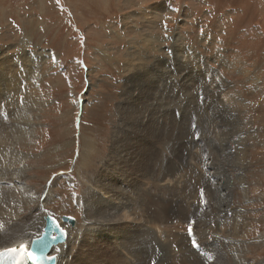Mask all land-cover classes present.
I'll list each match as a JSON object with an SVG mask.
<instances>
[{"label":"rangeland","instance_id":"rangeland-1","mask_svg":"<svg viewBox=\"0 0 264 264\" xmlns=\"http://www.w3.org/2000/svg\"><path fill=\"white\" fill-rule=\"evenodd\" d=\"M0 126L7 242L48 214L63 264H264V0H0Z\"/></svg>","mask_w":264,"mask_h":264},{"label":"bare ground","instance_id":"bare-ground-1","mask_svg":"<svg viewBox=\"0 0 264 264\" xmlns=\"http://www.w3.org/2000/svg\"><path fill=\"white\" fill-rule=\"evenodd\" d=\"M143 15L145 16V15H147L146 13H143ZM146 40L147 39H144V41L143 42H146ZM189 46H187L186 44H180V47H178V45H174V47L173 48H175V52H176V55H178L180 52L182 53V54H184V55H187V56H191L192 58H194L195 60L197 59V58H199V56H198V54L196 53V52H194L193 50H191L190 48H188ZM151 47L149 46V45H145V49H150ZM135 49V48H134ZM178 49V50H177ZM184 49V51H182ZM177 50V51H176ZM133 53V52H132ZM132 53H130L129 54V56H133V57H131L130 58V61L128 62V63H125L124 64V69H125V71H127V72H129L134 66H133V64L135 63V60H136V58H135V56L132 54ZM199 60V59H198ZM30 63V62H29ZM156 63V62H155ZM181 72V71H180ZM22 73V72H21ZM24 74V73H23ZM182 79V78H181ZM12 90V89H11ZM217 94V93H216ZM9 95V94H8ZM206 96V95H205ZM203 97H204V95H203ZM212 98V97H211ZM209 100V99H208ZM210 101V100H209ZM207 102V101H206ZM206 104V103H205ZM208 105H205V106H207V108L210 110L211 109V107H210V105H211V102H209V103H207ZM214 105V104H213ZM228 107V106H227ZM226 107V108H227ZM224 108V107H223ZM229 109V108H228ZM230 110V109H229ZM214 111V110H213ZM221 111V110H220ZM220 111H218V114H219V112ZM224 111V110H223ZM222 111V112H223ZM212 112V111H211ZM210 112V113H211ZM221 112V113H222ZM230 112V111H229ZM217 113V112H216ZM226 113V112H225ZM213 114V113H212ZM220 115V114H219ZM219 115H217V117L219 116ZM20 116V115H19ZM216 116V115H215ZM221 116V115H220ZM227 116H228V114H227ZM225 118H226V116H225ZM215 120V119H214ZM227 123V122H226ZM25 124V123H24ZM228 126V125H227ZM1 127V126H0ZM28 127H30V126H28ZM201 127V126H200ZM18 128V127H17ZM31 128H32V125H31ZM227 128V127H226ZM27 130V129H26ZM25 130V131H26ZM28 131V130H27ZM232 131H234V130H232ZM28 134L31 136L32 134H30V132L29 133H27V134H25V135H27L28 136ZM238 134V133H237ZM247 134V132L246 131H240V135L238 136L239 138H243L245 135ZM195 135V134H194ZM29 136V137H30ZM4 137H2L1 135H0V142H3L4 140H2ZM6 139H7V137H6ZM208 139V138H207ZM8 140V139H7ZM245 138H243V139H241L240 141H238L237 143H236V146H237V152L236 151H234V152H231L230 151V154H232V155H229L228 154V156L229 157H231V158H234L238 163V167H239V172H240V174H241V176H243V172H244V170H245V165H246V163H245V161H246V159H247V151H246V149H247V145L245 144ZM9 141V140H8ZM7 141V142H8ZM190 141V140H189ZM4 143V142H3ZM2 144V143H1ZM0 144V145H1ZM8 144H9V142H8ZM7 144V145H8ZM14 144V143H13ZM4 145V144H3ZM10 145V144H9ZM12 145V144H11ZM196 145V144H195ZM209 145V144H208ZM211 146V145H210ZM10 147V146H9ZM9 147H8V149H9ZM4 150V149H3ZM0 153H2V152H0ZM10 153L11 154H13V159L15 158L14 156H16V160L18 161L20 158L21 159H23V158H25L26 156L24 155V154H22V153H20V152H17V153H14V152H12V146L10 147ZM5 156V155H4ZM15 161V160H14ZM10 164V163H9ZM9 164H8V166H9ZM12 164H15V163H12ZM7 167V166H6ZM237 167V168H238ZM8 169H10V168H8ZM10 171V170H9ZM237 171H238V169H237ZM208 175V174H207ZM206 175V176H207ZM210 175V174H209ZM208 175V176H209ZM221 175H223V172H221ZM218 177H220V175L218 176ZM244 178H245V176H244ZM208 179V178H207ZM209 179H211V178H209ZM241 180V179H240ZM242 182V181H241ZM205 184V183H204ZM222 184V183H221ZM225 187V186H224ZM227 188V187H226ZM222 189V188H221ZM225 190H227V189H225ZM144 192V191H143ZM222 191H220L219 193H217V196H214V198H215V201L217 202V205H218V207L221 209L220 210V213H221V218L219 219V223H221V225H222V228L224 227V228H226L227 229V227H229V229H230V227L232 226V225H234L235 227V229L234 230H242V228H243V222H244V217H242L241 216V214H240V212H236V210H231V209H229V204H230V202H231V200H230V194L228 193V194H220ZM191 192H189V194H190ZM139 194H141V193H139ZM192 195V194H191ZM216 195V194H215ZM142 196H145V198H146V201L149 203V206H148V209L153 205V204H156L155 202H153V200L151 199V197H150V195H148V193H146V191L142 194ZM193 196V195H192ZM191 197V196H190ZM189 197V198H190ZM203 197V196H202ZM195 199V197H192V199ZM214 198H213V201H214ZM204 201H205V197H203L202 198V200H201V203H204ZM193 202V201H192ZM188 203H190V202H188ZM198 203H200V202H198ZM191 204V203H190ZM208 205V204H207ZM156 206H157V204H156ZM194 207V206H193ZM204 207H205V205H203V204H200L199 205V207L197 208L199 211H201L202 210V208L204 209ZM217 207V206H216ZM217 207V208H218ZM156 208V207H155ZM219 208H218V210H219ZM206 209V208H205ZM155 211L157 212V209H155ZM203 211V210H202ZM228 211H231L232 212V214H227L228 213ZM235 211V212H234ZM234 212V213H233ZM153 213V217H155V218H157V219H159V220H161V221H164V215L162 214V212H159V213H154V212H152ZM193 213V212H192ZM218 213V212H217ZM163 215V216H162ZM194 215V214H193ZM212 215V214H211ZM225 216V217H224ZM169 217V216H168ZM223 217H224V220H223ZM149 217H147V219H148ZM151 218V217H150ZM161 218V219H160ZM166 219H167V217H166ZM127 220V219H126ZM155 220V219H154ZM159 220H158V222H159ZM166 221V220H165ZM169 221V220H168ZM125 222V221H124ZM170 224V223H169ZM158 225V224H157ZM33 226V225H32ZM88 227H89V225H87ZM42 227H43V223H42ZM42 227H41V225L36 229V232H35V234H34V236L31 234V232H33V231H28V229H26V228H24L23 230H20V228L19 229H17V232H16V235H18L19 237H20V239L19 240H14L13 242H7V240L8 239H6L5 237H3V238H0V253L1 252H4V254H5V256H7L8 254H9V252H7L6 253V250H8V249H19V248H23V251H27L28 250V248H29V245H30V242H31V240H33V239H35V238H38L39 237V234L41 233V231H42ZM158 227V226H157ZM161 227V226H160ZM167 228V227H166ZM141 230V229H140ZM169 230V229H168ZM172 230V229H171ZM224 230V229H223ZM223 230H220V232H223ZM226 231V230H225ZM133 232V231H132ZM162 232V231H161ZM167 232V231H166ZM169 232V231H168ZM230 232V230L228 231V233ZM187 234V233H186ZM236 234H237V232H236ZM13 235V234H12ZM166 236V235H165ZM168 236V235H167ZM174 236V235H173ZM220 236V235H219ZM2 237V236H1ZM180 237V236H179ZM9 238V237H8ZM66 239H67V237L65 238V241H66ZM163 239V238H162ZM175 239H176V237H175ZM181 239V238H180ZM170 240V239H169ZM63 242V243H66V242ZM163 241V240H162ZM187 241H189L188 239H187V237L185 236L184 238H182V240H181V245L180 246H183ZM142 242V241H141ZM167 242V241H166ZM63 243H61L60 244V246L63 244ZM189 243V242H188ZM130 244V243H129ZM70 245V244H69ZM26 246H27V248H26ZM165 246V245H164ZM192 246V245H191ZM239 246V245H238ZM59 247V245L58 246H56V247H52L51 249H50V251L48 252V254H47V256H50V255H53L54 257H55V264H63L64 262H65V260H63V259H61V258H58V257H56V254H55V249H57ZM133 247V246H132ZM190 250H191V248H190ZM231 251V250H230ZM140 252V251H139ZM136 253V252H135ZM244 253V251L241 249V247L239 248V247H237L236 248V250L234 251V252H232V255H233V257L236 259V256H241L242 257V254ZM130 257H131V255H130ZM23 257H22V255L21 254H18L17 255V258H16V260L15 261H13V263H15L16 261H19L20 259H22ZM159 258H161V257H159ZM12 259H13V256H12ZM84 260V259H83ZM126 264V263H125ZM130 264V263H129Z\"/></svg>","mask_w":264,"mask_h":264},{"label":"water","instance_id":"water-1","mask_svg":"<svg viewBox=\"0 0 264 264\" xmlns=\"http://www.w3.org/2000/svg\"><path fill=\"white\" fill-rule=\"evenodd\" d=\"M43 227L38 238L31 240L28 250L25 252L23 248L16 249L15 254H21L22 259L20 264H55L53 255L47 256L52 247H56L63 243L66 238L64 228L59 224L58 220L51 215H46L42 218ZM62 223H67L73 226L74 219L72 217L63 216L60 220ZM32 256H28L27 253Z\"/></svg>","mask_w":264,"mask_h":264},{"label":"snow or ice","instance_id":"snow-or-ice-1","mask_svg":"<svg viewBox=\"0 0 264 264\" xmlns=\"http://www.w3.org/2000/svg\"><path fill=\"white\" fill-rule=\"evenodd\" d=\"M165 28H166V25H165ZM188 231H189V232H191V231H192V228H191V226H189V229H188ZM27 255H28V256H30V257L32 256V254H31L30 252H29V253H27ZM50 258H51V259H55V257H50Z\"/></svg>","mask_w":264,"mask_h":264}]
</instances>
